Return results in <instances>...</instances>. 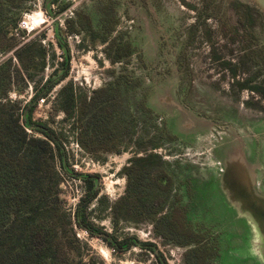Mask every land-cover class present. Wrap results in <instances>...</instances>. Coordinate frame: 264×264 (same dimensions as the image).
<instances>
[{
  "label": "rangeland",
  "instance_id": "1",
  "mask_svg": "<svg viewBox=\"0 0 264 264\" xmlns=\"http://www.w3.org/2000/svg\"><path fill=\"white\" fill-rule=\"evenodd\" d=\"M102 1L106 0H29L20 19L28 14L34 20L26 18L28 27L12 32V40L18 41L16 48L36 40L48 54L43 69L29 68L14 78L8 99L16 103L18 114L29 103L35 82L43 83L59 67L65 48L69 51L68 76L52 86L44 102L37 100L31 113L34 120L45 121L64 134L67 145L75 136L68 131L72 120H65L59 111L66 95V91L60 94L61 87L70 80L78 96L90 94L111 81L122 64H111L102 44L89 46L78 34H67L65 48L59 47L53 28L58 26L64 35L65 19L80 8L98 19L97 7ZM116 1L120 24L113 35L122 33L137 48L125 64V72L140 84L129 94L119 90L124 105L130 99V108L124 106L123 111H132L134 132L132 138H120L118 152L92 158L82 148L77 153L72 146L75 156L69 151V170L99 175L97 185L103 199L100 204L96 200L88 204V217L112 232L106 208L124 193L126 179L119 172L121 167L135 152L142 156L156 153L175 178L164 211L179 204L187 222L205 232L216 249L212 264H264V96L251 87H264V6L256 0ZM243 1L250 4L245 7L247 18L239 8ZM254 2L257 7L251 4ZM64 3L69 4L61 10ZM227 3L235 7L229 19ZM205 11L211 13L205 19L207 29L199 25L194 31L198 12ZM237 26L250 28L236 32ZM251 34L255 35L252 40ZM9 57L12 67L21 69L12 51L2 54L0 63ZM244 82L251 88H241ZM11 106L8 103L7 108ZM57 170L59 199L72 216L85 184L58 165ZM72 231L81 243L78 252L71 254L72 264H156L147 248L132 245L118 252L84 229L73 225ZM114 233L119 239L135 237L153 243L167 264H186V247L154 236L150 220L138 225L120 223Z\"/></svg>",
  "mask_w": 264,
  "mask_h": 264
},
{
  "label": "trees",
  "instance_id": "2",
  "mask_svg": "<svg viewBox=\"0 0 264 264\" xmlns=\"http://www.w3.org/2000/svg\"><path fill=\"white\" fill-rule=\"evenodd\" d=\"M28 1L0 0V56L12 51L21 67H12L11 57L0 63V264H72L71 254L77 253L81 247L80 240L72 231L73 225L100 237L115 251L122 252L132 245L141 246L154 254L156 264H167L153 243L142 242L135 237L119 239L114 233L120 223L138 225L146 220L152 222L154 236L163 242L186 247L183 254L186 264H212L216 249L205 232L187 222L179 204L164 211L170 202L175 178L156 153L142 156L135 152L121 167L119 172L126 179L124 193L109 202L106 208L112 232L99 227L88 217V204L92 200L100 204L103 199L97 185L99 175L69 170L68 151L64 145L66 136L47 122L34 120L32 109L40 96H46L53 85L68 76L70 55L64 42L67 34L81 35L89 46L102 44V52L109 62L122 64L119 73L105 85L91 90L90 94L80 96L74 93L73 83L68 80L61 87L60 94L66 91V95L59 111L63 112L65 120H72L68 131H72L74 139L90 157L118 152L120 138H132L134 132L132 111H123L124 106L130 108V99L127 97L124 105L119 90L129 94L140 84L139 79L125 72V64L137 48L124 40L122 33L113 35L120 24L116 0L100 2L96 20L83 8L76 9L73 17L65 19L64 35L58 26L53 28L58 46L65 48L64 58L43 83L35 82L29 103L22 105L18 114L16 103L8 99L14 78L28 72L29 68L43 69L48 56L44 45L36 40L23 43L18 48V41L12 40V32L19 30L18 22ZM68 4L64 3L60 9H65ZM251 4L257 7L255 2ZM247 6L250 4L245 1L239 4L240 10L243 8L241 16L245 18L249 11L245 8ZM234 8L227 3L228 19ZM210 15L206 11L204 14L198 12L194 31L199 25L206 30L205 19ZM247 28L250 27L237 26L236 32H244ZM254 36L251 34L249 39ZM192 37L190 35L189 39ZM178 60L181 67V60ZM228 66L231 69V63ZM244 86L252 87L264 96V87L240 83L241 88ZM8 103L12 104L11 108H7ZM26 129L39 133L41 137H33ZM57 165L85 184L84 194L73 216L64 210L59 199L61 178Z\"/></svg>",
  "mask_w": 264,
  "mask_h": 264
},
{
  "label": "built area",
  "instance_id": "3",
  "mask_svg": "<svg viewBox=\"0 0 264 264\" xmlns=\"http://www.w3.org/2000/svg\"><path fill=\"white\" fill-rule=\"evenodd\" d=\"M26 18L27 19H29L30 18V20H34L32 17H30L28 14H25L23 17H22V19H20V21L18 22V27L19 28H27L28 27V21H26ZM54 31V30H53ZM49 93H47V95H48ZM46 95V96H47ZM46 96H42V97H39L38 98V102H44L45 101V99L47 98ZM12 97H15V94H13L12 95ZM27 131H30V130H28V129H26ZM65 145V148H66V150L68 151V156H69V151L71 152V154L73 155V156H75V153H74V151H73V149H72V146H74V148H75V150L77 151V153L78 152H81V147L79 146V144H78V142L76 141V139H74V140H71L69 143H68V145L65 143L64 144ZM71 146V147H70ZM75 165H73V170H75V171H77L78 169L76 168V167H74ZM81 197V196H80ZM79 197V198H80ZM77 202H79V199H78V201ZM75 208H76V206H75ZM75 208L73 209V211H72V216H73V214H74V211H75Z\"/></svg>",
  "mask_w": 264,
  "mask_h": 264
},
{
  "label": "water",
  "instance_id": "4",
  "mask_svg": "<svg viewBox=\"0 0 264 264\" xmlns=\"http://www.w3.org/2000/svg\"><path fill=\"white\" fill-rule=\"evenodd\" d=\"M256 2L258 3V5L264 6V0H261V1L256 0ZM256 209H257V208H256Z\"/></svg>",
  "mask_w": 264,
  "mask_h": 264
},
{
  "label": "crops",
  "instance_id": "5",
  "mask_svg": "<svg viewBox=\"0 0 264 264\" xmlns=\"http://www.w3.org/2000/svg\"><path fill=\"white\" fill-rule=\"evenodd\" d=\"M259 1H261V0H259ZM40 85H41V83H40Z\"/></svg>",
  "mask_w": 264,
  "mask_h": 264
}]
</instances>
